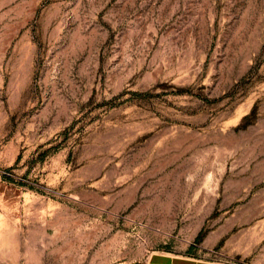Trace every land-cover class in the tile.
Returning <instances> with one entry per match:
<instances>
[{
  "label": "rangeland",
  "instance_id": "obj_1",
  "mask_svg": "<svg viewBox=\"0 0 264 264\" xmlns=\"http://www.w3.org/2000/svg\"><path fill=\"white\" fill-rule=\"evenodd\" d=\"M264 264V0H0V264Z\"/></svg>",
  "mask_w": 264,
  "mask_h": 264
},
{
  "label": "crops",
  "instance_id": "obj_2",
  "mask_svg": "<svg viewBox=\"0 0 264 264\" xmlns=\"http://www.w3.org/2000/svg\"><path fill=\"white\" fill-rule=\"evenodd\" d=\"M145 264H201L192 258L171 251L152 252Z\"/></svg>",
  "mask_w": 264,
  "mask_h": 264
}]
</instances>
